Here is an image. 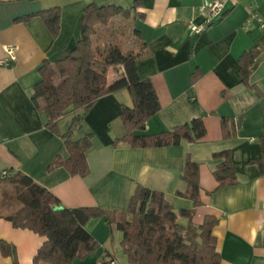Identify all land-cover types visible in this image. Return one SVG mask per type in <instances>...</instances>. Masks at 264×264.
Listing matches in <instances>:
<instances>
[{
  "label": "crops",
  "instance_id": "obj_1",
  "mask_svg": "<svg viewBox=\"0 0 264 264\" xmlns=\"http://www.w3.org/2000/svg\"><path fill=\"white\" fill-rule=\"evenodd\" d=\"M204 1L211 0H0V60L6 58L5 46H17L16 59L0 64V176L20 171L49 190L63 207L118 212L126 210L141 185L163 192L177 211L192 207L191 200L176 194L186 191L181 175L189 157L199 164L201 202L192 221L199 226L206 216L215 219L212 235L219 264H264V160L262 166L248 163L259 158L264 147V26L253 19L245 27L250 11L264 24V0H221L220 20L199 34H190L189 24L203 20L199 8ZM90 3L130 8L129 19L115 16L108 25L96 27L92 46L100 63L93 67L111 84L123 73L122 63L132 60L137 75L151 80L160 109L137 134L170 131L200 117L206 128L201 140L157 147L114 144L124 134L121 108L132 105L128 91L120 89L98 98L75 131L77 138L93 134L86 153L88 174L70 175L64 167L47 170L56 156L66 158L68 153L62 139L45 127L43 114L31 101V88L40 78L37 69L44 59L59 60L75 46L83 9ZM53 7L60 9L55 38L39 16L24 23L14 21ZM253 50L257 55L246 86L239 58ZM193 73L198 77L191 82ZM72 116L59 121L61 132ZM222 118L233 122V135L223 137ZM222 150L230 151L237 182L217 189L212 173L220 159L212 154ZM11 186L0 185V264H13L14 259L17 264H32L46 238L16 228L3 217L17 209L16 202L5 200L3 194ZM85 229L100 247L72 264L102 260L119 264L114 250L117 242L122 251V232L113 226L111 230L100 217H91ZM122 260L126 261L124 254Z\"/></svg>",
  "mask_w": 264,
  "mask_h": 264
},
{
  "label": "trees",
  "instance_id": "obj_2",
  "mask_svg": "<svg viewBox=\"0 0 264 264\" xmlns=\"http://www.w3.org/2000/svg\"><path fill=\"white\" fill-rule=\"evenodd\" d=\"M130 15L128 7L95 3L86 5L81 19L80 37L69 54L54 62L44 59L38 67L40 78L31 88V101L43 114L45 127L62 139L68 153L66 158L56 156L48 165V171L64 167L70 175L84 177L88 174L86 153L92 146L93 134L83 133L77 138L75 131L81 127L83 116L98 98L120 89L128 91L132 105L121 108L120 120L124 134L114 144L125 141L131 147H157L177 145L182 140L197 142L204 137L206 128L200 117L170 131L137 134L144 130L146 122L160 109L151 80L137 75L132 60L122 63L123 73L111 84H108L104 74L94 69L93 65L100 63L94 56L92 46L96 27L108 25L115 16L129 19ZM35 16L42 19L53 38L58 35V7L30 13L14 21L24 23ZM256 55L257 50H253L243 53L239 58L241 80L246 86H250L249 68ZM119 69L114 68L116 71ZM197 77L198 74L193 73L190 81L194 82ZM79 111L81 113H77ZM71 114L70 124L61 132L59 121ZM221 130L223 137H229L234 134L235 126L232 121L222 118ZM212 157L220 159L212 173L218 183L217 189L234 185L237 171L230 151L215 152ZM263 160L262 145L261 156L248 163L262 166ZM198 175L199 164L187 157L181 175L186 183V191H177L176 194L191 200V208L174 211L163 192L137 185L126 210L118 212L100 207H63L62 210H53L61 202L49 190L20 171L7 172L6 176H0V185H13L21 205L3 217L16 228H27L46 238L33 256L32 264H72L74 260H83L94 254L100 243L85 229L91 217L105 218L111 230L113 226L122 232L120 245L128 264H219L217 241L212 235L215 219L206 216L199 226L192 221L194 209L201 205ZM180 218L187 219L186 223H181ZM111 261L102 260L95 264H116ZM13 264H17L15 259Z\"/></svg>",
  "mask_w": 264,
  "mask_h": 264
},
{
  "label": "built area",
  "instance_id": "obj_3",
  "mask_svg": "<svg viewBox=\"0 0 264 264\" xmlns=\"http://www.w3.org/2000/svg\"><path fill=\"white\" fill-rule=\"evenodd\" d=\"M223 8H224V4L221 0L204 1L199 8V12L203 17V20L199 24H195V23L189 24L190 34L193 35L199 34L205 31L209 26L213 25L215 22L219 21L223 14ZM253 19L256 20L261 27L264 26L261 17L256 12L250 11L249 17L245 22V27L249 26ZM4 50L6 52V58L1 59L0 64H6L7 59L8 60L16 59L15 51L17 50V46L8 45L5 46ZM6 175L7 172H3L1 174V177H4ZM111 262L115 263V261L113 260Z\"/></svg>",
  "mask_w": 264,
  "mask_h": 264
},
{
  "label": "rangeland",
  "instance_id": "obj_4",
  "mask_svg": "<svg viewBox=\"0 0 264 264\" xmlns=\"http://www.w3.org/2000/svg\"><path fill=\"white\" fill-rule=\"evenodd\" d=\"M3 194L5 195L4 197H6L5 200H13L14 202H16V208L21 205V203L18 201L17 189L14 186L9 187L6 191L3 192ZM115 244L119 246L117 242ZM116 245L114 252L119 261V264H126L127 259L125 262L122 260V256L124 254L123 251H121V249H117L118 247Z\"/></svg>",
  "mask_w": 264,
  "mask_h": 264
},
{
  "label": "water",
  "instance_id": "obj_5",
  "mask_svg": "<svg viewBox=\"0 0 264 264\" xmlns=\"http://www.w3.org/2000/svg\"><path fill=\"white\" fill-rule=\"evenodd\" d=\"M63 206L62 205H57L53 207V210H62Z\"/></svg>",
  "mask_w": 264,
  "mask_h": 264
}]
</instances>
